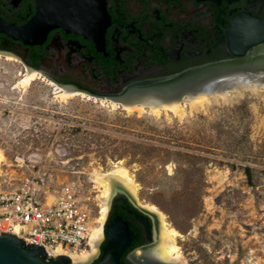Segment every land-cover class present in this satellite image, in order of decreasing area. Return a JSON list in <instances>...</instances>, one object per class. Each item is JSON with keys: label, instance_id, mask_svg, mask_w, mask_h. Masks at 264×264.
<instances>
[{"label": "rangeland", "instance_id": "obj_1", "mask_svg": "<svg viewBox=\"0 0 264 264\" xmlns=\"http://www.w3.org/2000/svg\"><path fill=\"white\" fill-rule=\"evenodd\" d=\"M12 55H0V180L14 187L35 176L51 190L72 183L97 213L91 172L122 161L139 199L183 234L190 264H264V98L183 116L128 112L86 93L63 99L44 75L24 86L29 64ZM219 170L227 172L223 187Z\"/></svg>", "mask_w": 264, "mask_h": 264}, {"label": "flooded vegetation", "instance_id": "obj_2", "mask_svg": "<svg viewBox=\"0 0 264 264\" xmlns=\"http://www.w3.org/2000/svg\"><path fill=\"white\" fill-rule=\"evenodd\" d=\"M105 4L109 23L100 45L58 26L38 44H26L0 30V50L18 55L30 67L45 68L60 83L110 96L97 91L221 60H237L228 63L239 67L264 49L262 41L243 55L234 53L249 41L252 31L264 36V0H105ZM38 5L39 0H0V20L25 25ZM253 20L263 22L256 25ZM117 216L132 232L120 256L122 264H173L154 248L159 219L120 192L111 200L98 251L84 264L102 257L109 242L107 227Z\"/></svg>", "mask_w": 264, "mask_h": 264}, {"label": "bare ground", "instance_id": "obj_3", "mask_svg": "<svg viewBox=\"0 0 264 264\" xmlns=\"http://www.w3.org/2000/svg\"><path fill=\"white\" fill-rule=\"evenodd\" d=\"M1 54L10 59L14 58L9 52L0 50ZM248 59H250L248 62L241 63L239 67H233L230 63H222L200 70L190 75V79L185 84L163 91L167 94L170 92L172 97H153L151 94L148 95L149 105L144 103V101L121 104L110 96H101L94 91L89 92L72 85L60 83L44 70L30 66L27 68L22 83L26 86L32 80L44 75L48 79H51L52 82H56L57 93L63 99L86 93L101 97L103 101H109L115 107H123L128 112L138 111L140 113L150 111L154 114L171 113L183 116L187 112L192 113L218 103H235L240 99L252 96L264 98V49H258ZM189 87L191 88L189 89ZM5 157L4 153L0 150V171L6 159ZM214 174L215 179L223 187V184L228 181L227 172L219 170ZM91 180L99 191L98 199L102 206L101 215L97 216L93 225L91 238L92 252L83 251L75 253L58 247L57 249H49L51 254H66L72 259L74 264H84L89 261L97 253L98 249L96 247L103 238V227L110 209L111 200L118 192H125L133 197V202L136 200L139 206L145 208L154 217L159 219L161 229H159L158 234L156 233L154 248L161 258L169 259L173 264H190L178 243V238L183 236V234L176 227L170 225L165 218V213L156 204L143 203L139 199V183L122 161L116 162L111 169L106 171L94 169L91 172ZM206 206L208 209H213L216 206L214 196L206 198ZM98 217L100 218L98 219ZM260 229H263V226ZM252 261L253 257H250L249 262L252 263Z\"/></svg>", "mask_w": 264, "mask_h": 264}, {"label": "water", "instance_id": "obj_4", "mask_svg": "<svg viewBox=\"0 0 264 264\" xmlns=\"http://www.w3.org/2000/svg\"><path fill=\"white\" fill-rule=\"evenodd\" d=\"M261 22L263 21L253 20V24L256 25ZM108 23L109 17L105 0H39L38 11L28 23L15 25L0 20V30L8 32L11 37L26 44H38L42 43L50 29L61 26L68 31L81 33L100 45L103 43L104 32ZM248 37L249 41L242 46L243 48L234 50L235 54L243 55L250 46L264 41V36H261L257 30L252 31ZM234 61L237 60L216 61L148 81L135 82L123 88L118 86L97 92L110 95L112 99L121 104L144 101L149 105L148 95L172 97L170 92L167 94L163 91L185 84L190 79V75L200 70ZM194 87L196 86L194 85ZM120 193L127 195L134 201L130 194ZM107 233L109 242L103 248L102 257L94 264H122L120 256L130 244L132 232L129 230L127 222L117 216L108 225ZM0 264H73V262L66 254H60L49 259L48 253L42 245L26 244L25 240L18 235L1 231Z\"/></svg>", "mask_w": 264, "mask_h": 264}, {"label": "built area", "instance_id": "obj_5", "mask_svg": "<svg viewBox=\"0 0 264 264\" xmlns=\"http://www.w3.org/2000/svg\"><path fill=\"white\" fill-rule=\"evenodd\" d=\"M98 215L101 208L96 213L72 183L51 190L43 178L35 176L14 187L0 180V234L14 233L26 244L42 245L49 259L60 255L49 251L58 247L75 253L92 252L93 225Z\"/></svg>", "mask_w": 264, "mask_h": 264}, {"label": "trees", "instance_id": "obj_6", "mask_svg": "<svg viewBox=\"0 0 264 264\" xmlns=\"http://www.w3.org/2000/svg\"><path fill=\"white\" fill-rule=\"evenodd\" d=\"M34 67L37 68L38 65L35 64ZM245 171H246V174L248 175L249 181H251V178H252V177H251V176H252V175H251V168L248 167V166H246V167H245Z\"/></svg>", "mask_w": 264, "mask_h": 264}]
</instances>
